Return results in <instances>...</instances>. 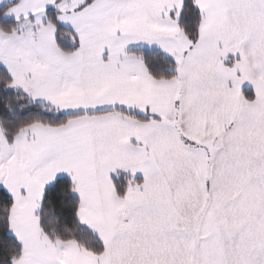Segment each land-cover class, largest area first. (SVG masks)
I'll use <instances>...</instances> for the list:
<instances>
[{"label": "snow or ice", "instance_id": "6c2138e0", "mask_svg": "<svg viewBox=\"0 0 264 264\" xmlns=\"http://www.w3.org/2000/svg\"><path fill=\"white\" fill-rule=\"evenodd\" d=\"M0 264H264V0H0Z\"/></svg>", "mask_w": 264, "mask_h": 264}]
</instances>
